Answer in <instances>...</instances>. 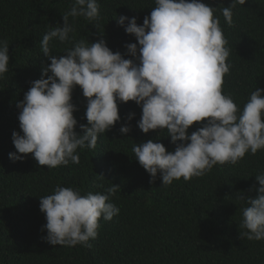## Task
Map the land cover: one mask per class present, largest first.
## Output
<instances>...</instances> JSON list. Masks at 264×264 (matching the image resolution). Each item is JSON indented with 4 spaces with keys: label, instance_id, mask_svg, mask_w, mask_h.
Masks as SVG:
<instances>
[{
    "label": "trees",
    "instance_id": "16d2710c",
    "mask_svg": "<svg viewBox=\"0 0 264 264\" xmlns=\"http://www.w3.org/2000/svg\"><path fill=\"white\" fill-rule=\"evenodd\" d=\"M215 7L228 41L231 65L223 93L231 95L242 110L250 94L264 89V0H249L233 9V24L226 23L221 7L232 0H201ZM74 0H0V40L9 46V72L0 79V264H264V241L241 238L239 224L247 198H256V175L264 173V149L246 154L236 165H216L206 175L163 186L159 174H150L135 159L134 144L159 140L169 152L175 145L167 131L148 134L138 127L142 108L135 102L119 105L121 121L101 134L95 149H78L80 163L48 169L32 155L13 162V132L19 128L17 104L24 100L33 81L50 64L39 48L49 26H63V14ZM99 29L84 18L74 21L75 41L104 39L113 52L126 59V44L136 43L119 26V16L135 17L139 25L156 7L155 0H98ZM72 18H70L71 21ZM68 45L51 42L52 55H66ZM72 102L79 111V125H87V98L79 86ZM135 117L128 120L129 114ZM129 126L127 136L120 132ZM200 125L189 129V134ZM21 135L23 133L21 132ZM120 189L110 198L119 209L112 221L100 220L98 237L91 247L53 246L46 241L47 221L39 198L57 186L88 193ZM244 195L245 200L239 197ZM243 231V230H241Z\"/></svg>",
    "mask_w": 264,
    "mask_h": 264
},
{
    "label": "clouds",
    "instance_id": "9594fccd",
    "mask_svg": "<svg viewBox=\"0 0 264 264\" xmlns=\"http://www.w3.org/2000/svg\"><path fill=\"white\" fill-rule=\"evenodd\" d=\"M249 0H232L221 7L227 24L233 9ZM156 7L143 25L135 17L119 16L117 23L138 41L126 44V59L113 52L104 39L75 41L74 21L84 18L99 29L98 0H74L63 14V26H49L39 48L50 64L33 81L24 100L17 104L21 132H13L17 150L13 162L32 155L48 169L79 164L78 149H95L101 134L121 121L119 105L135 102L142 108L138 127L143 133L167 131L175 150L169 152L159 140L134 144L135 159L154 183L159 174L163 186L181 179L190 181L212 171L216 165H236L246 154L264 149V89L256 88L241 110L231 95L223 93L230 73L228 41L215 7L201 0H155ZM70 18L71 21H70ZM68 45L66 55H52L51 42ZM7 41L0 40V79L9 72ZM79 86L87 98V125H79V111L72 102ZM131 113L128 120L134 119ZM200 125L189 134V129ZM129 126L120 132L127 136ZM256 198H247L239 224L241 238L264 241V173L255 176ZM120 189L112 185L105 193L82 195L80 190L57 186L53 194L39 198L45 215L46 241L53 246L91 247L98 237L100 220L112 221L120 209L110 198ZM245 200V196L239 197ZM243 230V231H241Z\"/></svg>",
    "mask_w": 264,
    "mask_h": 264
}]
</instances>
